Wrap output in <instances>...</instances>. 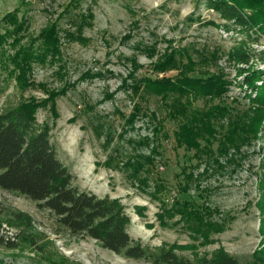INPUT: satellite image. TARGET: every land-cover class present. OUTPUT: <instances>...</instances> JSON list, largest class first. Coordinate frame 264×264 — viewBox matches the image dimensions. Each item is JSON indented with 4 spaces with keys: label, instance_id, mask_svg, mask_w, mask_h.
<instances>
[{
    "label": "rangeland",
    "instance_id": "1",
    "mask_svg": "<svg viewBox=\"0 0 264 264\" xmlns=\"http://www.w3.org/2000/svg\"><path fill=\"white\" fill-rule=\"evenodd\" d=\"M88 11L93 18L82 28L88 41H67L64 30L73 31L71 21ZM261 16L251 18L259 38L249 41L253 56L246 67L259 70L263 80ZM52 23L62 36L61 55L38 60L41 31ZM242 37L205 0H0V113L30 103L37 128H48L72 184L116 199L129 217L127 232L143 246H183L176 253L192 261L224 250L237 264H264L258 188L264 118L252 131L254 94L231 53ZM172 57L171 66L164 65ZM182 64L191 78L225 81L219 96L195 101L230 109L215 123L208 164L194 150L176 146V123L165 116L159 97L142 99L122 85L124 79L132 83L129 72L135 78L174 77ZM136 102L142 110L132 119ZM232 120L244 132L221 144ZM0 239V264H153L73 236L49 210L3 189Z\"/></svg>",
    "mask_w": 264,
    "mask_h": 264
},
{
    "label": "trees",
    "instance_id": "2",
    "mask_svg": "<svg viewBox=\"0 0 264 264\" xmlns=\"http://www.w3.org/2000/svg\"><path fill=\"white\" fill-rule=\"evenodd\" d=\"M205 4L217 12L227 26H233L244 35L232 45L231 53L232 59L239 65L236 68L238 75H244V84L254 94L250 97L253 109L248 117L254 131L264 118V79H261L259 70L250 72L246 65H249L253 56L249 41L258 42L259 38V31L255 30L251 18L264 17V0H205ZM250 9L253 12L249 15L246 10ZM90 18H93V13L88 11L80 13L74 22L71 21L75 29L64 30L66 40L85 44L88 39L82 36V28L90 25ZM262 33L264 35V28ZM40 37L44 47L38 60L44 59L47 54L52 58L61 55L62 36L59 35L56 23L47 25ZM173 62L174 57L169 58L164 65L168 67ZM161 66L163 64L157 67ZM186 67L182 64V69L174 77L135 78L134 73L129 72L128 78H131L132 83L128 84L124 79L122 85L142 99L159 97L166 111L165 116L176 123L173 130L176 146L194 150L193 156L208 164L218 133L215 123L221 121L230 109L227 105L208 102L198 107L195 101L219 96L225 81L219 77L208 80L191 78L186 74ZM258 81H262V84L258 85ZM34 109L30 103H25L0 113V189L17 192L37 202L40 208L49 210L56 217L58 225L69 234L92 238L102 247L129 258L147 259L153 264H237L236 259L224 250L217 251L211 257L202 256L192 261L176 253L175 249L183 246H162L152 250L130 237L127 232L129 217L116 199L99 197L72 184L73 175L58 158L48 128H37ZM141 110V104L136 102L130 117L134 119ZM152 115L156 117L155 112ZM234 122L232 120L229 123L230 128L221 144L232 142L237 130H240V135L244 132ZM152 151L156 152L155 146ZM147 161L152 163L153 160ZM260 168L262 171L258 176V188L260 204L263 205L264 155ZM188 179L190 184L195 182L192 175Z\"/></svg>",
    "mask_w": 264,
    "mask_h": 264
}]
</instances>
